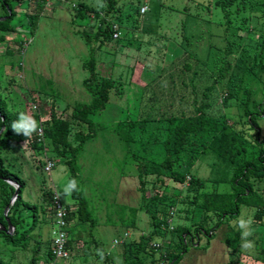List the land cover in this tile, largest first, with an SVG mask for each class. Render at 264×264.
<instances>
[{
  "label": "rangeland",
  "instance_id": "rangeland-1",
  "mask_svg": "<svg viewBox=\"0 0 264 264\" xmlns=\"http://www.w3.org/2000/svg\"><path fill=\"white\" fill-rule=\"evenodd\" d=\"M133 1L144 2L147 4L144 7L149 8L146 15L141 17L142 22L139 27H134L125 21L127 26L122 27L118 32V40L107 42L104 49L96 54L100 75L115 79L122 78L126 82V95L120 104H109L107 110L92 119L98 123H116L126 119L128 115L137 119L145 90L148 102L142 116L144 119L151 116L158 121L150 122L148 128L144 129L145 132L135 129L134 133L139 139L138 143L132 144L131 151L144 156L152 150L150 155L160 162L166 154L164 145L159 142V145L154 147L152 136L159 132L163 133V130L158 129L162 127L161 119L176 113L177 107L185 110V103L181 106L179 103L181 96L186 97L187 103L195 98L198 99L199 104L205 101L203 93L213 83L217 74L221 73L219 69L223 66L222 60L226 57L224 50L229 42L240 45L234 47L231 61L235 66L242 64L244 60L240 58L242 53L240 43L243 38L247 40L248 36H253L250 32L252 22L250 17L254 12L250 3H247L246 8L242 7L240 12L235 6L231 15L232 25L227 33L226 19L216 0H118L119 4L126 5V15L134 13L131 8ZM79 3H86L99 10L103 0H51L34 30H31L28 21L20 24L24 10H18L14 24H20L18 26L21 29L20 38L29 43L23 42V46L10 41L0 44V92L15 111L30 117L38 113L43 122L52 117L54 100L39 95L35 90L40 76L44 80L57 82L65 92V99H60L56 103L57 113L65 119H72V104L75 100L88 99L83 86L87 75L82 69V62L89 53L77 31L85 29L88 24L97 26L100 20L95 17H91L89 21L80 19L73 25L74 12ZM4 13L0 6V14ZM246 18L248 25L244 24ZM253 22L257 24L258 19L254 18ZM9 48L14 52L13 54L8 53ZM246 82L249 89L256 92V100L264 103V74L250 73ZM174 86L176 89L173 91ZM171 93L173 97L167 102V97ZM213 95L216 96V92L211 93V96ZM244 95L243 92L242 96ZM172 99L176 100L174 106ZM229 105L231 107L225 110L229 120L239 122L240 107L236 105L235 100L230 101ZM189 106L191 103L187 104V107ZM255 124L256 126L254 124L246 126L248 133L254 134L260 130L264 136V117L255 119ZM237 127L238 130L244 128L239 123ZM79 128L76 127L75 131ZM82 128L86 129L85 126ZM161 136L164 140L165 135ZM8 155L14 158L12 159L14 168L26 183V201L32 204L40 203L43 187L57 190L58 194L60 190L65 191V188H69L70 170L62 160H52L55 167L48 172L46 167L48 161H51L49 155H34L25 144L12 149ZM182 157V162H189V155L182 154ZM78 161L81 169L79 183L89 202L95 225L76 222L72 225L77 226L71 236L72 258L68 261H60L59 264H94L95 262L126 264L124 247L118 244L125 238V234H131L130 242L135 241L136 236L153 234L151 215L145 209L139 191L136 162L132 154L125 153L123 147L109 137H98L89 141ZM194 163L196 164L193 168L191 164H187L181 170L200 172L206 180L209 176L208 172L211 171L199 161ZM167 183L166 191L179 196L181 201L191 200L195 196V193L187 190L188 185L178 190L173 181ZM159 186L160 184L153 183L149 186L150 197L155 196ZM256 187L257 192L264 198V179L257 180ZM230 190L228 184H217L213 180H206L205 186L198 190L199 196L196 198L197 203L194 205L191 220L186 219L185 214L183 219L175 215L171 228H166L163 235L155 236L153 242L163 243L168 247L175 239V244L180 245L179 251L183 254L185 246L177 237L173 238V227L178 225L192 227L203 223L206 215L204 196L209 195V199L220 202L223 194ZM60 197L65 205L72 203L70 195L64 194ZM186 208L187 205L184 203L178 206L179 210ZM131 209L139 210L137 225L132 230H127L120 224L119 219L130 214ZM242 213L239 219L225 223L216 232L215 237L203 235L200 239V248L193 246L192 240L190 241L188 237L189 248L179 264H259L247 255H251L249 254L251 250L256 252L252 247L255 240L253 241L251 237L262 236L260 240L264 241V231L261 227H254L249 237L247 234L243 235L244 232L241 230L249 227L248 220L253 211L243 208ZM213 215V213L208 214L209 217ZM213 220L216 223L217 219ZM52 230V226L47 225L36 232L27 251L12 253L4 247L1 257L11 264H30L34 249L39 243L41 244L39 264H46L49 244L51 238L53 239ZM165 235L167 236L164 237ZM105 253L107 256L104 257ZM107 258L108 262H106ZM150 261L149 256L145 257L144 264H151Z\"/></svg>",
  "mask_w": 264,
  "mask_h": 264
},
{
  "label": "trees",
  "instance_id": "trees-1",
  "mask_svg": "<svg viewBox=\"0 0 264 264\" xmlns=\"http://www.w3.org/2000/svg\"><path fill=\"white\" fill-rule=\"evenodd\" d=\"M216 1L224 13L227 33L232 25L233 8L237 6V11L240 12L242 7L246 8L247 3L252 4L251 8L254 13L250 17L252 18L250 32L253 36H248L247 40L243 38L240 43L242 45L240 58L245 62L235 66L231 57L234 54V47L240 45L236 42H229L224 50L226 57L222 60L223 66L219 69L221 73L217 74L213 83L203 93L205 101L199 104L198 99L195 98L188 102L191 103V106L187 107L186 97H179L180 106L182 103L186 105L185 110L182 108L180 110V107H177L176 113L161 119L162 127L158 129L163 130V133L159 132L152 136L154 147L159 145V142L164 145L166 154L160 162L150 155L152 150L144 156L131 151L132 144L138 143L139 139L134 133L135 129L145 132L144 129L148 128L149 123L157 120L151 116L144 119L142 116L148 102L145 90L137 119L129 115L126 119L116 123H98L92 119L107 110L109 104H120L126 95V82L122 78L115 79L100 75L96 54L104 49L107 42L116 40L114 35L120 32L122 27L127 26L125 21L134 27L141 24L143 16L146 15H143L141 11L147 5L144 2L133 1L131 8L134 13L128 15L125 14L126 5L119 4L118 0H103L99 10L86 3L78 4L79 6L74 12L73 25L80 19L89 21L91 17H95L100 20L97 26L88 24L85 29L77 31V34L85 42L89 53L82 62V69L87 75L83 86L88 94V99L75 100L72 104V119H65L56 111V103L60 99H65V92L57 82L44 80L40 76L39 84L37 83L35 90L39 95L54 100L52 117L49 120L43 122L38 113L32 117L38 125V130L40 127L44 128V141L40 140L38 131L30 137H26L22 132L16 134L12 130L11 125L19 119L21 112L15 111L0 92V264H11L1 257L4 247L12 253L27 251L36 232L47 225L54 228L56 224L54 200L58 193L57 190L43 187L42 197L38 204H32L25 199L26 183L14 168L15 164L12 162L14 158L8 155L12 149L21 144H25L34 155H49L51 161L62 160L70 170L69 185L73 186L69 190L72 203L66 204L70 252L73 242L71 236L77 227L72 225L75 222L95 225V220L89 209V202L79 183L81 169L78 159L86 144L98 137L112 138L123 147L125 153L132 154L136 162V176L139 179L142 203L151 215L153 234L140 236V241L130 242L129 240L120 243L124 247L126 264H144L145 257L148 256L151 258V264H157L162 258L165 264H179L187 254L190 243L187 240L188 237L190 241L192 240L193 246L200 248V239L203 235L210 238L215 237L216 232L225 223L242 216L243 208L253 211L248 220L249 227L241 230L244 232L243 235L247 234L249 237L254 227H261L264 231V198L257 192L256 187V181L264 179V136L260 130L251 134L246 129L249 124L256 126L255 119L264 117V103L256 100V92L249 89L246 82L250 73L264 74V0ZM47 5V0H0V6L5 11L3 15L0 14V44L10 41L23 46V42L29 43V41L20 38L21 29L18 26L28 21L31 30H34L45 13ZM18 10H24V13L20 20L21 23L15 25L14 21L18 17ZM254 18L258 19L257 24L253 22ZM244 24L248 25L247 18L244 20ZM8 53L13 54L14 52L9 48ZM219 87L221 90L218 91ZM174 89H176L175 86L173 91ZM213 92H216V96H211ZM243 92L244 96H242ZM170 97H173L172 93L167 97V102ZM232 100H235L236 105L241 109H239L241 119L239 122L229 120L225 111ZM172 101V106H174L176 100L172 99ZM238 123L244 126L242 130H238ZM84 126L86 129L82 128ZM76 127L80 128L75 131ZM160 134L165 135L164 140L161 139ZM182 154L189 155L188 163L182 162ZM195 161H199L201 165L205 164L211 171L208 172L209 176L206 180H213L217 184H228L231 190L223 194V199L220 202H215L209 199V195H205L203 204L206 215L203 223L192 227L178 225L172 229L173 238L177 237L180 243L184 244L185 252L182 254L179 251L180 245L175 244L176 241L173 239L164 254L151 247L154 237L164 233L166 228H171V222L175 215L179 219H183L185 214L186 219L191 220L194 205L197 203L196 198L199 196L198 190L205 186V177L200 172H183L181 170L187 164H191L193 168L196 164ZM168 181H173L178 190L188 185L187 190L190 193H195V196L191 200L181 201L179 196L166 191L165 185H168ZM152 183L160 184V186L157 188L155 196L150 197L149 186ZM16 192H18L17 198L14 199ZM64 194L67 193L60 190L59 195ZM181 203L186 204L187 208L179 210L178 206ZM138 213L139 210L131 209L130 214L120 217V224L127 230H132L137 225ZM209 213L214 215L209 217ZM214 218L217 219L216 223L213 222ZM210 222L213 224L209 225ZM10 226L13 227L12 231ZM251 238L255 240H253L252 247L256 252L251 250L249 252L251 255H246L257 263L264 264V241L260 240L263 237L254 235ZM40 250L41 244L38 243L30 264H39ZM105 256L107 253L104 254ZM47 257L46 264H50L54 257L52 238ZM108 261L107 258L106 262ZM94 264L100 263L95 262Z\"/></svg>",
  "mask_w": 264,
  "mask_h": 264
},
{
  "label": "built area",
  "instance_id": "built-area-1",
  "mask_svg": "<svg viewBox=\"0 0 264 264\" xmlns=\"http://www.w3.org/2000/svg\"><path fill=\"white\" fill-rule=\"evenodd\" d=\"M51 0H47L49 3ZM142 14H146L148 11L147 7L142 8ZM119 37V34H115V38L117 39ZM22 52H25V48H22ZM44 128L40 127L38 130V135L40 137L41 141H44ZM55 167V164L53 161H48V165L46 167V170L48 172L52 171ZM54 207L56 209V224L54 225V228L52 230V252H53V261L50 264H59L60 261H68L71 258V252L69 249V239H70V233H69V225L66 220L68 210L66 208V205L61 200L60 195L57 193L54 200ZM131 234L127 233L125 234V238L118 242L124 243L125 241H129ZM136 240L140 241L141 237L136 236ZM151 247L155 248L157 251H161L165 254V251L167 250V247H165L164 244L161 243H152ZM157 264H165L164 259H160V262Z\"/></svg>",
  "mask_w": 264,
  "mask_h": 264
},
{
  "label": "clouds",
  "instance_id": "clouds-1",
  "mask_svg": "<svg viewBox=\"0 0 264 264\" xmlns=\"http://www.w3.org/2000/svg\"><path fill=\"white\" fill-rule=\"evenodd\" d=\"M11 128L16 134L22 132L26 137H30L34 132L38 131V125L36 121L32 117L24 113H21L19 119L12 123ZM72 186L73 185H69V188ZM69 188H65V192L67 193V195L71 194Z\"/></svg>",
  "mask_w": 264,
  "mask_h": 264
},
{
  "label": "water",
  "instance_id": "water-1",
  "mask_svg": "<svg viewBox=\"0 0 264 264\" xmlns=\"http://www.w3.org/2000/svg\"><path fill=\"white\" fill-rule=\"evenodd\" d=\"M17 193H18V192H16L14 199L17 198ZM10 230H11V231L13 230V227H12V226H10Z\"/></svg>",
  "mask_w": 264,
  "mask_h": 264
}]
</instances>
